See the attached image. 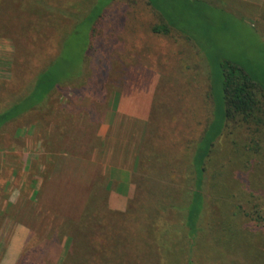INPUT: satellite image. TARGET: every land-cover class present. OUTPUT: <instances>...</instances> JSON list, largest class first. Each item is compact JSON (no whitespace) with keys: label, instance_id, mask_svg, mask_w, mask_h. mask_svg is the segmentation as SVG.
<instances>
[{"label":"rangeland","instance_id":"374dc122","mask_svg":"<svg viewBox=\"0 0 264 264\" xmlns=\"http://www.w3.org/2000/svg\"><path fill=\"white\" fill-rule=\"evenodd\" d=\"M46 1L50 7L61 4ZM58 1H64L65 16L45 13L33 0H0L5 27L0 29V114L23 96L44 63L56 58L58 42L62 47L68 42L66 61L82 62L87 27L68 37L63 33L73 30L94 0ZM85 1L87 6L75 7ZM95 2L109 8L95 24L82 78L57 88L43 111L20 117L0 133V264H62L66 255L75 257L73 264H138L131 255L142 264H173L171 251L161 244L170 218L152 220L154 234L144 233L143 246L130 252L116 243V226L132 227V219L120 216L128 210L133 218L152 212V188H169L166 200L175 205L194 191L196 179L186 168L214 120L211 73L218 61L264 70V0H187L188 10L177 19L185 33L173 30L168 36L152 33L165 22L147 0ZM166 117L175 130L163 137L159 130ZM162 140L176 146L177 157L168 151L170 162L160 172V163L156 172L138 170L148 143L161 147ZM235 145L253 153L233 155ZM185 151L174 169L172 160ZM263 162L264 132L229 127L216 143L206 162L199 264L264 262V236L244 217L252 212L264 217ZM223 186L235 199L221 198ZM106 210L112 214L108 234L102 227ZM230 223L246 239L242 248L228 243ZM187 246L196 251L194 241ZM216 254L224 260L216 261Z\"/></svg>","mask_w":264,"mask_h":264},{"label":"trees","instance_id":"16d2710c","mask_svg":"<svg viewBox=\"0 0 264 264\" xmlns=\"http://www.w3.org/2000/svg\"><path fill=\"white\" fill-rule=\"evenodd\" d=\"M112 1L115 3L118 0ZM56 2L61 4H59V7L55 8L52 5L50 7L46 0H33V4L41 8L43 12L56 13L57 16H65L64 14L66 13L64 12L66 10L63 9L62 6L64 1L57 0ZM113 3L111 5H113ZM84 4L87 6V1L83 2V4L78 3V5H75L74 2H72V5H75V7L78 6L79 8ZM147 4L155 13L159 14L165 22L163 25L154 26L152 28L153 34L168 36L173 30H177V33H185L184 30L178 27L177 19H182L180 18L183 14L182 11L188 10L185 6L187 5V0H147ZM108 8L109 7L106 8L105 6L101 7V4L95 2L94 0L92 5H88V13H86L85 17L82 19L80 18L79 22H77L72 28L73 30L71 29V32L63 33L65 37H68L81 25H85L87 27L88 34L84 38L82 62L80 64H75L74 62L66 61V56L69 52L68 42H66L63 47L61 45L59 46L58 42V49L55 54L56 58H54L51 62L47 61L44 63L45 67L30 83V86H28V89L23 96L21 95L22 97L18 100L16 99L14 104L8 110L0 114V133L4 132L6 128L16 122L20 117L30 113L43 111L46 106L44 105L45 102L49 100L57 88L66 84H74L78 79L82 78L84 75L85 65L91 56L95 24L105 16ZM0 29L5 30L4 23H0ZM48 51L50 52V50ZM60 55L61 57L64 56V58L62 59ZM55 59L58 60L54 61ZM37 60L39 63L42 62L41 59ZM211 75L212 94L210 93V96L214 98L215 101V110L213 112L214 120L207 128L203 137L197 143V146L194 148V152L192 151L193 157L189 159V165L186 168V170L189 169L190 173L192 170L194 174V178L196 179L195 189L193 192H188L189 197L186 196V201L184 199L180 205H175L174 203H171V201L169 202V200H166V195L171 196V190L169 188L164 191V189L160 188L156 183L152 184L148 181L144 182L146 186L149 187L157 185L160 190L153 191L152 188L148 191V197L153 199V203H151V205L154 204L153 206H149L152 208V212H149V210L141 211L140 213L136 212L137 216L133 218L131 213L128 214V211H130L128 210L127 213L120 216L129 220L132 219V224L130 225L132 227L116 226L118 231L116 233V243L118 242L117 244L123 246L125 250L128 249L131 252L133 249L137 248V245L143 246L146 241L144 233L150 232V235L154 234L152 220L158 219L160 215H165L170 218V222L168 221L165 226L164 235L161 236V244L166 252L171 251L170 259L173 260V264H199L198 257L196 256L199 252L198 247L201 245V236L199 237L200 219L205 217L204 215L206 209V162L210 159L213 148L218 140L224 135L227 128L233 127L236 129L245 127L254 133L257 132L258 134H262L264 132V70L260 69L256 71L255 68L250 66L231 61L223 63L219 60L217 68H212ZM216 86L217 88L220 87V89H216ZM165 114L167 113H164V116ZM167 117L159 130V135L161 134L163 137L167 136L168 133L171 135V133L175 130V126H172L173 124H168L169 121ZM163 141L167 140H162V142ZM162 142L160 144L161 147H159L156 143L155 145H153L154 143H148L147 154L144 156L142 154L138 158V170H144L147 167L151 173L152 171L156 172L155 164L160 163L161 167L158 169L160 172L162 171L163 166L168 161L170 162V160L166 159L168 151H172L173 155L177 157L176 151L174 152L176 146H169L170 144L167 142ZM232 152L233 155L242 154L244 156L253 153L251 149L246 147L243 148L241 145H235V147L232 148ZM185 153L187 152L185 151L181 154V156L179 154L177 161L172 160V166H174L177 162L174 169L181 165L182 158H186ZM170 168L171 166H169L168 169ZM190 173H188L189 176ZM172 175H174V173H172ZM231 193L232 189L228 186H223L219 192L221 198L223 197L228 200H233L235 199V196L233 194L231 195ZM239 209L240 207H237V210ZM100 210H104L103 205H101ZM91 211L92 207H90L87 212ZM172 213H176L178 215L175 220L172 217ZM106 215L105 222H107V224L102 226L104 227V234H108L110 230H113L110 216L112 214L107 213L106 210ZM236 215H233V217H238ZM244 217L255 221L259 226L258 232L260 235L264 236V217H262L258 212L245 214ZM231 225L232 227L226 231L230 237L228 243L242 248L246 244V239L240 236L242 235V232L237 228V226L234 224ZM188 240L194 241V245L197 246L196 251L193 250L190 252L187 246ZM191 256L193 259H189ZM73 259H75L74 256L69 257L66 255L62 264H73ZM130 259L133 263L142 264L137 256L131 255ZM185 259L186 262L182 263ZM218 259L224 260L221 255L216 254L215 260L220 261ZM190 260H192L193 263ZM106 262L110 264V261ZM219 264H224V262L222 261ZM262 264H264V262H262Z\"/></svg>","mask_w":264,"mask_h":264}]
</instances>
